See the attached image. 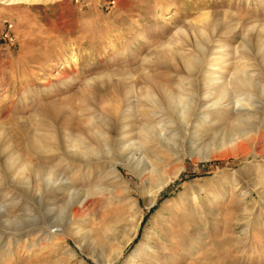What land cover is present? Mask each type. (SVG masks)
Segmentation results:
<instances>
[{
    "label": "rangeland",
    "instance_id": "1",
    "mask_svg": "<svg viewBox=\"0 0 264 264\" xmlns=\"http://www.w3.org/2000/svg\"><path fill=\"white\" fill-rule=\"evenodd\" d=\"M218 45L219 66L209 61ZM237 73L253 86L232 85L216 105L205 98L204 78ZM179 77L191 97L183 118L164 101ZM263 81L264 0H0V264H103L140 207L123 264L142 231H154L161 203L189 185L215 195L203 211L212 255L198 252L194 261L264 264ZM145 90L164 106H151ZM241 97L249 105L234 103ZM144 123L155 124V139L121 151ZM98 127L113 138L107 153L93 136ZM81 135L101 150L71 153L70 136ZM150 167L177 176L146 208L143 186L156 177ZM85 195L87 227L104 237L105 224L115 226L112 238H100L105 253L89 245L86 254L72 237L54 246L39 241L40 223L48 220L50 231L66 226Z\"/></svg>",
    "mask_w": 264,
    "mask_h": 264
},
{
    "label": "bare ground",
    "instance_id": "2",
    "mask_svg": "<svg viewBox=\"0 0 264 264\" xmlns=\"http://www.w3.org/2000/svg\"><path fill=\"white\" fill-rule=\"evenodd\" d=\"M217 48L218 49L215 52L214 56L211 57L209 61L219 66V63L223 61L222 55L224 51L220 50L222 48V45L220 46L218 45ZM193 61L194 60L190 61L189 59L188 60L185 59L184 64L189 65ZM230 78L231 79L228 78L226 81L223 80V81L214 82V83L204 78L205 81L203 84L206 85V91H208V94L205 95V98L210 99L211 103L213 105H216V104H219L220 100L224 98L225 95H227L226 93L228 92L229 87H231L232 85L233 86L239 85L241 88L245 87L249 89L250 87L253 86V83H254L250 76L242 74V73L241 74L237 73L236 75H233ZM178 80L180 81H178V84H175L177 85L175 92H171L169 90L165 91L166 96L165 95L164 96L166 97V99L164 101L167 102V105H170L171 108L174 109V112L176 113V115H178L180 118H183V117H186L188 109L190 108L189 103L191 101V97L189 95V90H190L188 87L189 81H186L184 77H179ZM214 88H216V91H213ZM258 89L261 93H264V86H259ZM143 97L147 102L151 104V106L157 107V106L162 105V103L159 102L158 97L154 95L153 92H150V90L149 91L145 90ZM234 101H235L234 103L236 104L245 105V106L249 105V103L244 97L237 98ZM124 115L125 114H123L122 116ZM93 120L95 121V123L98 124L99 120H96V119H93ZM102 120L103 119H101L100 121ZM161 127H163V124ZM100 129H102V127L101 128L98 127V130H97L98 132L93 131L95 132L93 136L97 138L96 140L101 144L100 145L98 143L100 147L102 148V150L98 149L97 147L90 146V144L88 143L89 141L86 142L87 139L85 138V136L83 138L82 135L81 137H75V136L71 137L70 136V140H68L69 141L68 143H70L68 146H70V148L68 150L73 154L79 153V155L81 154L80 156H82V154H85V153H86L85 155H87V153L95 154V153H98V150H101L100 152L104 151L107 153L110 147H112L111 146L112 142L110 143V141L113 138H111V134L108 130L103 129L102 131H100ZM156 129H155V124L144 123L139 128L138 136H136L138 138H136V140H132L126 146H123L120 143L118 148L121 151H123L128 146H135L136 144L146 143L148 140H153L155 139L154 134L158 135L157 132H159ZM88 132L89 133L87 134L92 133L89 130ZM90 136L92 135L90 134ZM86 137L88 138V136ZM94 143L95 142H93L92 144ZM143 171L144 169L142 170V172ZM146 172L149 173V176H152V175L156 176L155 182L153 185L143 186L144 188L143 193L145 196L143 203L146 208H151L152 206H154L158 194L162 190L165 189V186H167L173 180V178L177 176V173H174L171 176H166V175L164 176V174H162L163 175L162 176L161 173H159V171L153 167H150L149 169H147ZM49 178H50L49 184L50 185H52V183L54 184L55 180H53L51 176ZM55 186H56V183H55ZM85 196L86 197H84V199L77 201L72 205L73 208L70 211V215H71L70 220L67 221L66 226H64V224L62 225L59 223H54L56 224L57 227L53 230L55 232H53L49 230L50 224H48L47 222L48 220L40 223V225L38 226L39 241L44 242L48 245L54 246V245H60L64 243L65 238L72 237L73 241L76 242L77 246L81 249L82 252L89 254V252H86L85 249L88 248L89 245H93L94 247H100L101 251L98 249L99 250L98 253L104 254L105 252L103 250L102 239L105 238L106 240H108L109 238H112L111 236H113V232H115V226L112 223L105 224L104 234L105 232L106 234L104 235V237H100L101 232L100 230H99L100 234L99 232H96L95 227L93 226L87 227L86 221L82 220V217L86 216L87 207H88L87 202H86L87 195ZM205 199L206 201L209 200L210 202H213L215 199V195H210V194L204 195L200 188H197L194 185H189L188 188H185L183 191L179 192L176 196H172L170 199H167L163 203H161L162 205L160 209L158 210V214L155 216V218L153 217L154 218L152 220L153 222L150 221L152 223L151 224L152 226H154L155 219L159 221L158 223H156L157 225L155 224V229L154 231H152L153 233L152 232L150 233V229H144V231H142L143 232V235L141 238L142 240L139 242V245H137V247L135 246L136 248H134L135 249L134 252L131 253V255L128 257V259L124 261L123 264H197L194 261V255L196 256V255L201 254L203 256V259L209 258L210 255H212L207 252V248H206L207 242L209 240V236H208V232L206 231V228L209 225L207 224L208 221L204 220L203 218L204 216L203 211H205L207 208ZM262 203L264 204V202ZM137 208H138L137 216L135 217L134 225L132 226V228L126 231L124 236L121 238L122 240L118 242L119 247L117 246L118 247L117 250L113 252L111 250L112 254L108 256L110 258L106 257L107 259H105L106 261H104L103 264H118V261L122 258L121 255H122V251L124 247H126L133 240V238L137 235L138 229L140 227L141 220L144 214L143 210L140 207H137ZM253 210H255L254 206L249 209V211H253ZM70 224H74L75 227L74 228L70 227L71 226ZM232 226L234 227V225ZM241 235L242 234L240 233V236ZM100 238L102 239L100 240ZM196 243L198 244L196 245ZM217 246H218L217 250L220 251V252L217 251V254L219 253L222 254V251L224 250V248L221 246V244H218ZM198 252L200 254H198ZM5 253L6 254L9 253V249H5ZM69 253L71 255V258L75 260L74 257H76L77 255L76 251L73 248H71V250H69ZM224 263H225V260L220 259V264H224ZM81 264H86V262H83ZM199 264H210V263L199 262Z\"/></svg>",
    "mask_w": 264,
    "mask_h": 264
}]
</instances>
